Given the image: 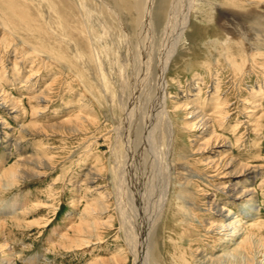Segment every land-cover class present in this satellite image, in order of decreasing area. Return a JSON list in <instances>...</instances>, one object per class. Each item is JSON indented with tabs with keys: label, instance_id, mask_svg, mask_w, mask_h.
Here are the masks:
<instances>
[{
	"label": "bare ground",
	"instance_id": "obj_1",
	"mask_svg": "<svg viewBox=\"0 0 264 264\" xmlns=\"http://www.w3.org/2000/svg\"><path fill=\"white\" fill-rule=\"evenodd\" d=\"M19 1L21 0H0V56L8 50L14 49L20 45L24 50H22L23 52H20L18 56L36 55L43 60L45 65L46 62L47 65L48 62L50 64H59L60 60L56 62L57 58H54L51 54L47 55L42 51L37 52L34 48L26 44L25 41H22V38L17 36L21 29L28 28L27 22L30 21L29 13L27 10H23L19 7L21 3ZM22 1L25 2L26 0ZM72 1L78 12L77 15L81 18L82 31L88 36V40L93 43L95 40L93 37L94 34L91 32L92 27L102 31V21L97 15H93L91 11L88 10L85 4L86 1ZM90 1H93V3L97 2V4L113 15L116 26L125 40L124 42H119L120 44L114 42L112 32L108 31V28H106L109 33V38L111 39V44L119 50V60L122 64L121 72L118 71L121 74H117V77L114 75L116 80L114 81L117 86V91L114 89V91L117 92L116 100L112 97L114 95L116 96V94L111 96L106 91L103 93L105 104L103 109H101V114L105 122H111L110 129L108 130L111 135L107 140V154H109V158L107 159V154H104L102 159L96 160L91 170L92 173H90L91 171L89 170L87 172L85 171L86 175H88V184H95L96 182H100L101 179H107L108 191L103 185L98 183L95 187L97 195L89 199V204L84 207L79 222L77 224L75 223L76 225L73 224L74 226L70 225L73 223V217L71 216L72 220L69 226L63 227V229H65L63 230L64 232H53V236L61 239V248L63 247L64 249L92 245L93 242L91 238L95 235H93V233H100V229L107 230L111 227L112 221L109 220L110 217H107V221L104 222L99 219L102 215L110 212L108 209L111 205H109V203L107 204V202L108 200H112V205L114 206L113 210L118 214L121 222L117 231L118 233L120 231L124 232V247L116 251L112 258L108 260L99 259L87 264H264V255L260 253V249L263 248L262 244L259 239L255 238L256 233L253 232L254 230H251V228L257 231L261 230V222H252L254 224L250 223L248 227L241 228V220H231L233 217L229 211H226L224 206H220V202L216 201L214 198L215 194L219 192L228 195L232 201H237V203L239 200L244 201V199H246L245 203H250L249 206L245 204V206L248 207L247 213H250V218L255 220L259 213L258 207L255 206L254 203L255 200H253L255 191L250 189L249 185L246 188L240 185L247 183V180H253L261 167L257 165L240 164L238 163L239 161L236 163L234 160L230 159L226 154L228 147L230 148L228 142L221 138V136L215 135L210 121L211 119L205 118L202 112L201 114L198 112L196 104L198 95L195 94L192 106L190 103L188 107L189 104L186 105V99H184L186 104L178 99L182 94V87H179V83L176 82V77L178 79L180 71L186 70L187 72H191L193 70L207 68V63H204V61H202L204 64L198 65L199 63L195 61V57L202 54V46H206L207 49L208 47H215V42L212 40L211 35H209L210 30L207 28V24L212 22L241 47L243 54L246 53L244 54L245 58L240 63H234L232 57L230 58L231 54L228 55L225 51V47L220 48L221 53L222 51L223 53L219 55L223 62L226 63L229 68L236 69L239 73H241L243 67L246 68L247 66V68H253L252 65H256L254 57L263 50L261 47L264 46V0H221L219 3L214 0H133L132 2L127 1L129 3L128 6L130 5L129 7H127V2L125 0ZM200 7L203 8V11ZM126 10H130L128 14L124 13ZM181 11L183 15L182 17L180 16L181 18L179 21H176L174 18ZM44 19L46 18H43V21ZM196 19L199 20V23L195 22ZM67 20L68 17L65 18V23ZM35 22L36 21H34V23ZM106 22H108V20ZM54 23L55 22H53V24ZM45 24L47 23L45 22ZM70 35H72V33H70ZM102 36L104 37V35ZM32 37H29V39L32 40ZM67 39L69 40V38ZM102 40H100V42ZM44 42L45 41L42 43ZM100 42L98 44H100ZM72 44L74 45V43ZM233 44L234 43H232V45ZM13 46L16 47L12 48ZM217 47L214 48L215 53L218 51ZM98 48L100 49L99 45ZM38 49H42V47H38ZM22 59L24 58L22 57ZM16 60L17 59L7 61L6 59V69L8 72L18 65ZM89 60L90 58L88 61ZM62 63H60V66L64 70L68 68L66 66L67 63L66 65H64L65 62ZM198 72L196 76L200 74ZM4 75L6 74L4 73ZM20 83H23V81H20ZM196 90H198V87ZM51 92L50 89H44L43 92L40 91L37 94L30 93V96H26L25 99L27 103L31 105L29 113L32 120L44 114L46 103L51 99ZM214 96L216 97V95ZM89 98H91V96H89ZM187 99H189L188 96ZM213 99H211L210 102H213ZM89 103L90 102L84 101L83 105L90 111L91 103ZM207 103L209 102L207 101ZM217 103L218 102H216V104ZM199 106V108H201V105ZM0 107L8 110L10 114L13 113L14 117H12L18 123L16 127L19 129V132L18 136L16 135V140L19 142L22 141L25 134L33 137L41 135L46 136L45 130H43L44 127L51 129L59 128L57 132H61V134H65L70 138L81 135L86 136V134L89 133V129L96 126L98 123L95 116L82 117L80 114V116L64 119L59 123L47 126H41L33 122L22 124L21 122L27 116V112L20 106L19 101L9 97L2 88H0ZM113 108L119 113L116 115L117 119H114L112 114ZM200 111H204V109ZM240 111H242V109H240ZM212 115H214V113ZM240 115L243 114L240 112ZM225 116L227 117L229 115ZM255 116L256 115L251 113L249 117L251 119V117L253 118ZM0 125L4 126L5 123ZM249 126L250 125L247 124L246 127L250 128L251 126ZM181 132L189 136L185 142L183 141ZM223 137L225 136L223 135ZM11 139L12 136L8 137V140ZM86 141L83 140L82 142ZM117 143L121 146V155L120 158L118 157L119 159L116 158L117 152H115L114 149L117 147ZM89 144H91V142ZM119 153L120 152H118V156ZM196 157H200V159L197 160ZM231 157L233 158V156ZM54 158L50 157V155L45 158H26L24 161H21V166H14V164L8 168H4V170H2V165L0 164V191L6 188L8 189L9 187H16V184L20 183V180L25 176L26 180L45 176L44 172L46 170H54ZM25 164L29 167L24 168ZM209 171L211 173L210 176L206 174ZM147 172L148 176L146 175ZM148 177L151 179L152 183H150V181L148 183ZM146 183L150 187L154 185L153 194H151L152 205L150 209L148 208L149 212L140 207L144 192L147 188V186L145 188ZM204 183L210 185L209 187H212L213 192L206 193L204 188H202ZM166 191H169L170 195L164 200L167 195ZM87 192L89 191L87 190ZM147 192L149 194L150 191ZM201 196L203 200L200 201L199 198ZM146 201L147 200H145V203ZM8 205V208L0 212L2 217L4 216V220L8 217L14 218L18 214L24 212L18 207L19 203L17 201L11 202ZM238 205L240 206L241 203ZM171 208L173 210L175 209V213L182 217V220H177L176 224H172L173 222L168 220L167 214L170 213L169 210H171ZM241 208L244 207H240V209ZM203 214L206 215L207 219L202 216ZM208 217L218 218L219 220L223 219L227 221V223L225 225L221 221H211ZM4 222L5 221L2 223ZM14 223H16V221H14ZM249 227L250 230L247 229ZM197 229L202 230L203 234H197L199 231H197ZM68 232L71 234L69 235ZM202 239H209V245L211 246L215 243H220L219 247H221V253L219 252L220 254L218 255L212 253L206 254L204 251L205 248L200 247V243L203 241ZM100 240V236L98 235L95 241L99 242ZM225 243L226 245L224 247ZM2 255H4V252H2ZM3 261L4 264H12L13 262H11L9 256L4 257ZM27 264L30 263L27 262Z\"/></svg>",
	"mask_w": 264,
	"mask_h": 264
},
{
	"label": "rangeland",
	"instance_id": "obj_2",
	"mask_svg": "<svg viewBox=\"0 0 264 264\" xmlns=\"http://www.w3.org/2000/svg\"><path fill=\"white\" fill-rule=\"evenodd\" d=\"M84 1H86L85 4L87 5L88 10L91 11L93 15H97L102 21L101 23L102 31H99L98 29L94 27H92V31H91L94 34L93 37L97 44L95 43V41L91 43L88 40V36L85 35V33L82 31V21L80 20L81 19L80 16L77 15L78 12L76 11L75 4L72 0H26L25 2H23L22 0L19 1L21 2L19 7L22 8L23 10H27V12L29 13L30 21L27 22L26 20H24L25 22H27L28 28L23 29V30L21 29L18 32L17 36L19 38H22L21 39L22 41H25L26 44L34 48L37 52L42 51L46 53L47 55L51 54V56H53L54 58H57L56 62L60 60L59 61L60 63L65 62L64 65H66L67 63L66 65L68 67L66 68L67 70L66 69L64 70L60 66V63L50 64L48 62V65H47V62H46V65H45L43 60L36 55L35 56L34 55H31V56L30 55H25V56L19 55L18 56V54L20 52H23L22 50H24L21 48L19 44H18L19 46L17 47L16 46L12 47V48L14 47L16 48L10 49L6 53H3L0 56V88H2V90L6 94H8L9 97L13 98L14 100L19 101L20 106L27 112V116L21 122L22 124L33 122L41 126H47V125H51L54 123L55 124L59 123L63 121L64 119L66 120V119H70L76 116H80V114L82 117H92L91 115H93V117L95 116L96 120L98 121L96 126H93L92 128L89 129V133L86 134V136L81 135V136L70 138L69 136H66L65 134H61V132H57L59 128L51 129V128L44 127L43 130H45L46 136L41 135V136L33 137L30 135L28 136V134H25L23 136L22 141L19 142L16 140L18 136V132H19V129H17L16 127L18 126V123L13 118L14 117L13 113L10 114L8 110L0 107V124L5 123L4 126L0 125V164L2 165L1 166L2 170L14 164H15L14 166H19V165L21 166V161H24L26 158L27 159H32L34 157L45 158L46 156L49 157V155L50 157H53V158L55 157L54 158V164H55L54 170L53 171L46 170L44 172L45 176L40 177V178L27 179V180L25 176L24 178H22L23 181L20 180L21 182L17 183L18 185L16 184V187L15 186L9 187L8 189L6 188L5 190L0 191V212L8 208L9 206L8 204H10L11 202H15V201L19 203L18 207H20V210L24 211L23 213L18 214L14 218L8 217L5 220L3 219L4 216L2 217V215L0 214V226H1L0 227V248L1 250L3 249L2 251L0 250V264L2 263L4 264V261H3L4 257H8V256L11 262L13 261L12 264H27V262H29L30 264L31 263H34V264H87V263L94 262L99 259L108 260L112 258V256L114 255L116 251H119L121 248L124 247V244H123L125 243L124 242L125 240L124 232L120 231L118 233L117 231L119 228V224L121 222L119 220L118 214H116L115 210H113L114 206L112 205V200H108L107 202V204L109 203V205H111L108 209V211L110 212L102 215V217H100L99 219L100 221L104 222V221H107V217H110L109 220L112 221L110 225L111 227L107 230L98 229L100 233L98 232L93 233V235L94 234L95 235L93 236V238H91V241L93 242L92 245L87 246V247L85 246L72 247V249L70 248L71 250L64 249L63 247L61 248V245H62L60 242L61 239L53 236V232H60V231L65 230L63 229V227L69 226V223H71L72 217H73V223H71L70 225L74 226L73 224L75 223L77 224L79 222L80 217L82 216V212L84 211L83 210L84 207L87 204H89V201H90L89 199L93 198L92 196L97 195L95 187L98 185V183L103 185V187L108 191L107 179H101L100 182H96L95 184H88L87 183L88 175H86V172L88 170L89 171L92 170V168L94 167V164L96 163V160L102 159L103 155L108 153V149H107L108 141L107 140H108V137L111 135V133L108 132V130L110 129L111 122L110 123L105 122L104 117L101 114V109H103V106L105 104V101H104L105 97L103 96V93L106 91L111 96L116 94V96L115 95L112 96L116 100L117 92L115 91H117L116 89L117 86L115 83L116 80L114 78V75H116L117 77V74H121L119 72H121V68H122V64L119 60V50L113 44H111V39L109 38L108 31L112 32L114 36V42L119 43V42H124L125 40L120 30L116 26L115 18L108 10H106L105 8H102V6L97 4V2L93 3V1H90V0H83V2ZM125 1L132 2L133 0H125ZM214 1L217 3L221 2V0H214ZM128 2L126 4L127 7L130 6V5L128 6L129 4ZM200 8L203 11V8L202 7ZM68 11L71 13H69ZM129 11L126 10L124 11V13L128 14ZM179 13L176 15L177 18L174 16L175 17L174 19L176 21H179L183 15L182 11ZM73 14L76 16H74ZM67 17H68V20L65 23V18ZM43 18H46L44 19V21L47 24H45V22L43 21ZM107 20L108 22H106ZM34 21L36 22L34 23ZM53 22L55 23L53 24ZM195 22L199 23V20L196 19ZM60 23L62 26L60 25ZM106 28H108L107 29L108 31L106 30ZM207 28H209L210 30L209 35H211L212 40L215 42V47L218 46L217 47L218 51L216 52L217 54L214 52L215 47H208L207 49L206 46H202L201 48L202 54L199 56H196L195 61L199 63L198 65L204 64L206 62L207 68L193 70L191 72H187L186 70L179 72L180 77L178 76V79L176 77V82L179 83V87H182V90L180 88L182 94L180 95V98L178 99H180V101H182L183 103L187 101V104L186 103L185 104L186 105L189 104L188 105L189 107L190 103L192 106L193 100H194L193 97H195V94H197L198 98L196 100V104L198 107V112H200V114L202 112L203 113L202 115L205 118L211 119L210 121L213 126L214 134L217 136H221V138H223L230 145V148L228 147L226 151V154L228 155V157L234 160L236 163L239 161L238 163L240 164L257 165L261 167L260 171L257 173V176L253 180H247V183L240 185L241 187H244V188L248 187L249 185V188L255 191L253 200H255L254 201L255 206H257L259 210V213L256 216L257 219L255 218V220H253V218H250L251 217L250 213H247L248 207L246 206H249L250 203H247V202L245 203L246 199H244V201L239 200L237 203V201H232V199L228 195H224L219 192L215 194L214 198L216 201L220 202L221 204L220 206H224L226 211H229V213L233 217L231 220H237V219L241 220L242 222L241 228L248 227L250 223L254 224L252 222H255V223L261 222V230L257 231L254 228H251V230L253 229L254 230L253 232L256 233L255 238L260 240L262 247H263L260 249V253L264 255V223H263L264 222V181H263L264 180V46L261 47V49L263 50L259 52L260 54L258 53L256 54V57H254V61L256 63V65L254 64L255 67L254 65H252L253 68H247V66L246 68L243 67L244 71L241 70V73H239L238 71H236V69H234L233 67H232L233 69L229 68L228 65L223 62V60L220 57L223 51L221 53L220 48L225 47V51L227 52L228 55L231 54L230 58L232 57L234 63L235 62L240 63L245 58L244 54L246 53L243 54L241 47H239V45L232 38L230 39L221 29L216 27L213 22L208 23ZM70 33H72V35H70ZM98 35L100 37V40H102L103 38V40L105 41L102 40L100 42ZM102 35H104V37ZM29 37L30 38L32 37V40L29 39ZM67 38H69L70 41ZM37 40H40L41 43L40 41H37ZM87 40L89 43L87 42ZM43 41L45 42L42 43ZM99 42L101 45L98 44ZM72 43H74V45ZM232 43L234 44L232 45ZM77 44H78V47H77ZM98 45L100 46V49L98 48ZM102 45L104 48L102 47ZM38 47L39 48L42 47V49H38ZM209 48H210V51H209ZM0 50H1V47H0ZM12 50H16V51H12ZM22 57L24 59H22ZM19 58H20V61H19ZM89 58L91 61L90 60L88 61ZM6 59L7 61H13L17 59L16 61L18 62V65H17L18 67L16 66L15 68H13V70L11 69V71L8 72L6 69L7 67ZM202 61H204V63H202ZM216 61L219 64H217ZM5 62H6V65H5ZM92 62L94 65L92 64ZM257 65L260 67H258ZM22 66L26 69H24ZM33 70H34V73H33ZM196 71L197 72L199 71L198 73H200L198 74V76H196L197 75ZM4 73L6 75H4ZM20 81H23V83H20ZM81 85H84V86H81ZM197 87H198V90H196ZM44 89L45 90L50 89V92L52 91L51 99H50L51 102L49 101L46 103V109H45L44 114L32 120L30 113H29L31 105L27 103V100L25 98L26 96H30L31 95L30 93L37 94L40 91L43 92ZM88 95L91 96V98H89ZM214 95H216V97ZM187 96L189 99H187ZM209 98L211 99L214 98L213 102H210L211 99ZM184 99L186 100L184 101ZM84 101L90 102L92 104L91 105L89 103L90 108H91L90 111L84 107L83 105ZM207 101L209 103H207ZM216 102L218 103L216 104ZM199 105H201V108H199L200 107ZM242 107L245 109H243ZM113 109H112V114L114 116V119H117L116 115H118L119 113L116 112L115 109L113 111ZM201 109L202 110L204 109V111H200ZM240 109H242V111H240ZM240 112L243 115H240ZM95 113L97 114V116ZM213 113L214 115L215 114L216 115L215 116L212 115ZM251 113H253L257 117L256 116L253 118L251 117L250 119L249 116ZM225 115H229V116L226 117ZM248 122H250L251 124ZM247 124H249L251 127L249 126L250 128H247L246 127ZM106 126L108 127V129ZM223 135L225 137H223ZM10 136H12V139L8 140V137ZM188 137H189L188 134L182 133V138L184 142L186 141ZM235 139L237 140L239 139V140L237 141ZM83 140L84 141L87 140L89 143L91 142V144H89L87 141L82 142ZM8 144L11 146H9ZM114 149H115V152H117L116 158L118 157L120 158V155H121L120 144L117 143V147H115ZM85 150L86 151L89 150V151L86 152ZM118 152H120L119 156H118ZM108 155L109 154L106 155L107 159L109 158ZM231 156H233V158ZM196 158L197 160L200 159V157H196ZM17 161H19L20 164ZM28 167L29 166L25 164L24 168H28ZM90 173H92V171ZM206 174L210 176L211 173L209 171ZM146 175L148 176V172L146 173ZM149 176H150V173H149ZM149 181L150 183H152L151 179L148 177V183ZM71 182L72 183L74 182L73 183L74 186ZM206 183H204L202 187L204 188L205 192L206 193L213 192L212 187H209L210 185ZM146 184H145V188L146 186L147 188L144 192V197L142 198L140 207H142L141 209L148 211L151 208L150 206L152 205L151 194H153L154 185L153 187H150L148 186V184L147 185ZM87 190L89 192H87ZM147 191H150L149 194ZM169 191H170V188H169ZM169 191H166V194L168 196L166 195L164 200H166V198L169 197L170 195ZM145 196L148 198H146ZM145 200H147L146 203H145ZM199 200L200 201L203 200V197L201 196ZM239 203H241L242 206L241 205L239 206L238 205ZM240 207H244V208L240 209ZM172 208L171 210H169L170 213L168 212L169 214H167L168 220H171V222H173L172 224H176V221L180 219L182 220V217L179 214L177 215V213H175L174 211L175 209L173 210ZM236 210L238 214L236 213ZM202 216L206 218V215L203 214ZM209 219L215 222L221 221L225 225L227 223V221L223 219H220V220L218 218H209ZM1 221L2 222L5 221V222L2 223ZM14 221H16V223H14ZM243 222L245 223V225ZM247 229L250 230V227ZM197 231L200 232V233L197 232V234H203L202 230L197 229ZM68 233L69 235L71 234L70 232ZM98 235L100 236L101 240L99 242H96L95 240L98 237ZM202 240L203 241L200 243V247L205 248L204 251L206 252V254L212 253L214 255L216 254L218 255L221 253L220 252L221 247H219L220 243H215L213 246H211L209 245L210 244L209 239H202ZM225 245L226 243L224 244V247ZM2 252H4L5 256L2 255Z\"/></svg>",
	"mask_w": 264,
	"mask_h": 264
}]
</instances>
